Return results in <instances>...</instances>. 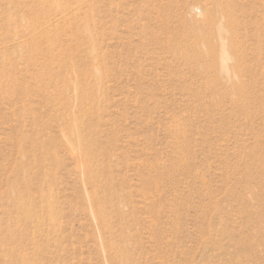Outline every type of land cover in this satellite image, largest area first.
Instances as JSON below:
<instances>
[{"label": "rangeland", "instance_id": "obj_1", "mask_svg": "<svg viewBox=\"0 0 264 264\" xmlns=\"http://www.w3.org/2000/svg\"><path fill=\"white\" fill-rule=\"evenodd\" d=\"M0 264H264V0H0Z\"/></svg>", "mask_w": 264, "mask_h": 264}, {"label": "bare ground", "instance_id": "obj_2", "mask_svg": "<svg viewBox=\"0 0 264 264\" xmlns=\"http://www.w3.org/2000/svg\"><path fill=\"white\" fill-rule=\"evenodd\" d=\"M219 31V30H218ZM220 40V39H219ZM224 43V42H223ZM208 44H210L211 45V43H210V41H208ZM222 52V51H221ZM226 52V51H225ZM221 54V53H220ZM222 57H223V55H222ZM224 59V58H223Z\"/></svg>", "mask_w": 264, "mask_h": 264}]
</instances>
